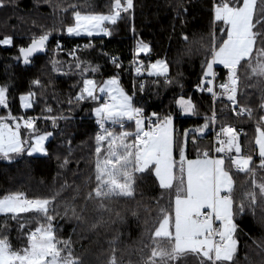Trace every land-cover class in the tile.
<instances>
[{
  "label": "snow or ice",
  "instance_id": "snow-or-ice-1",
  "mask_svg": "<svg viewBox=\"0 0 264 264\" xmlns=\"http://www.w3.org/2000/svg\"><path fill=\"white\" fill-rule=\"evenodd\" d=\"M42 3L49 6V16L60 26L45 27L33 20L36 31L26 45L18 47L14 59L31 65L37 54L49 51L52 41L53 57L63 54L71 58V62L50 59L52 71L79 80L67 99V114L63 110L54 114L51 106L41 109L40 115L29 114L37 104L33 89L45 88L39 78L30 81L29 89L18 98L11 95L8 85H0V161L11 165L22 157L49 156L46 145L56 135L58 122L73 119V108L86 101L96 102L92 111L98 131L86 162L90 165L87 173L80 167L83 157L74 155L68 139L65 154L57 156L63 170L59 187L39 194L20 190L0 193V264H94L83 243L88 238L64 236L60 221L74 220V235L81 226L96 233L116 222L110 220L112 216L123 223L124 217L114 205L136 200L138 189L149 180L158 192L152 198L156 215L138 241L135 264H240L239 220L246 215L261 228L257 236L245 234L254 246L245 247L259 261L250 260L247 254L243 260L245 264H264V0H214L213 23L221 27L210 33L195 83L200 103L204 95L211 102L203 115L197 102L184 94L175 100V115L146 113L135 99L137 91H144L145 82L133 83L126 90L119 71L100 83L89 78V73L99 71V65L81 59V55L95 48V37H111L121 22L134 20L135 0H106V11L98 10L101 5H93L91 0ZM8 8H16L14 0H0V10ZM186 13L187 8L181 5L177 17ZM131 31L135 37L134 25ZM64 37H88L89 42L69 49L62 43ZM182 39L189 42L187 34ZM0 46L14 47V36H0ZM151 53V44L135 39L131 64L136 75L146 73L157 86L161 78L165 85H172L168 60H153ZM141 54L148 57L147 63ZM109 59L117 70L123 68L117 57ZM101 94L106 97L102 102ZM17 99L22 114H14ZM217 103L221 107L217 108ZM179 115L200 117L202 123L178 132L175 121ZM242 118L254 119L251 138L243 128L227 123ZM41 121L50 122L52 130L41 128ZM126 122H132L134 129L129 130ZM208 135L214 137L212 144L199 143ZM242 135L250 146L247 151ZM241 174L245 183L238 185L234 177ZM81 180L83 184L77 183ZM131 215L137 216V212ZM120 235L117 232L108 241L106 264H125L123 254L118 255Z\"/></svg>",
  "mask_w": 264,
  "mask_h": 264
},
{
  "label": "trees",
  "instance_id": "trees-1",
  "mask_svg": "<svg viewBox=\"0 0 264 264\" xmlns=\"http://www.w3.org/2000/svg\"><path fill=\"white\" fill-rule=\"evenodd\" d=\"M16 8L0 10V36L13 35L15 46L8 48L0 46V85H8L12 96H18L29 89L30 81L39 78L45 84V88L37 90V104L34 109L29 110L30 115H40L41 109L51 106L54 114L63 110L68 113L67 99L76 90L72 87L78 80V76H63L52 71L49 60L52 58L71 62V58L60 54L53 57L51 49L55 47L54 42H49V51L36 55L31 65H24L14 58L18 55V47L28 43V37L36 29L32 26L35 20L38 25L51 27L53 23L59 27V21H54L50 16V8L44 5L42 0H14ZM55 3L56 0H53ZM214 0H135L134 20H125L120 23L111 37H95L92 42L94 49H90L81 55V59L91 62L94 66L99 65L97 73H89V77H94L97 82L104 81L107 77L119 71L121 84L126 89L132 88L133 83L139 85L141 79H136L133 74L134 65L131 64L132 52L135 46V39H143L151 44V58L167 59L170 66L169 75L173 80L172 85H165L162 82L159 86L153 83L152 77L145 75L146 87L143 92H136L135 99L139 105L145 107L146 113L157 111L161 114L178 112L175 100L180 94L186 97L191 96L197 102V108L201 115L207 112L210 100L207 95L202 97L203 104L200 103L201 95L195 91V83L200 74V64L203 59L205 48L209 44L210 33L215 32L221 25L213 23L212 6ZM93 5H101L98 10L106 11L103 5L106 0H91ZM38 4V10L34 8ZM181 5L187 8V13L177 17V12ZM135 26V37L131 27ZM188 35V43L182 39V35ZM217 40L220 33L216 32ZM89 42L88 37H64L62 43L65 48H73L76 44L83 45ZM107 54V55H104ZM117 57L123 64V68L117 70L111 63L109 57ZM148 61V57H144ZM223 76V72L220 73ZM51 81V83H49ZM181 85L183 87H181ZM255 99V97H253ZM95 102L86 101L75 106L71 115L73 119L65 122L59 121V127L55 130L56 135L49 140L47 147L49 156L34 155L33 157H22L9 165L0 161V193L12 190L32 193H46L48 190L59 187L63 170L59 167L57 156L65 154V140H72V147L75 149L74 155L83 157L80 167L87 173L90 165L86 163L90 159V152L93 146V136L97 132L98 126L95 123L93 107ZM217 108L221 107L219 103ZM14 114H22L19 108L18 99L13 102ZM202 119L197 116L182 117L179 115L175 121L177 131L188 129ZM227 123L238 128H243L247 137L254 135V119L242 118L240 120L229 119ZM41 128L47 127L52 130L51 123L40 122ZM129 130L134 124L127 122L125 125ZM119 130V126L116 128ZM202 145L213 143L212 135L200 140ZM242 146L249 149L247 139L241 136ZM195 153L190 151V158H194ZM60 173V175H58ZM238 185L245 183L243 174L234 177ZM83 184V181H77ZM143 192V197L140 196ZM158 195L155 184L149 180L138 189L136 200H121L114 205L124 217V222H120L115 216L110 220V226H105L90 233L83 226L76 228L77 235L72 233L76 227L74 220H61L63 235H72L74 240L79 236L87 237L83 243L86 246V255L90 256L94 264H106L105 258L109 253L108 241L113 239L117 232L120 235L118 255L123 254L125 264L131 260L135 264L137 260L138 241L142 238V233L146 227L152 223V218L156 215V205L152 203V198ZM149 208L150 211H145ZM63 209H61L62 211ZM132 211L137 212V216H132ZM3 217L0 216V219ZM109 220V217H105ZM11 223V222H10ZM238 233L240 239L239 255L240 264H245L243 257L247 254L250 260L259 261V257L249 248L254 247L248 235H259L261 228L251 215H246L239 220ZM248 234V235H245ZM15 235V233L13 234ZM90 241V242H89ZM79 250V245H77Z\"/></svg>",
  "mask_w": 264,
  "mask_h": 264
},
{
  "label": "built area",
  "instance_id": "built-area-1",
  "mask_svg": "<svg viewBox=\"0 0 264 264\" xmlns=\"http://www.w3.org/2000/svg\"><path fill=\"white\" fill-rule=\"evenodd\" d=\"M141 59H144V58H142L141 57ZM133 74H134V77L136 78V79H141V82L143 81H145V75L143 76V77H138L137 75H136V73H135V66L133 67ZM126 124H127V122H126ZM109 126H111V125H109ZM235 126V125H234ZM116 128L118 127V125L117 126H115ZM239 129V128H238ZM97 131H98V128H97Z\"/></svg>",
  "mask_w": 264,
  "mask_h": 264
},
{
  "label": "rangeland",
  "instance_id": "rangeland-1",
  "mask_svg": "<svg viewBox=\"0 0 264 264\" xmlns=\"http://www.w3.org/2000/svg\"><path fill=\"white\" fill-rule=\"evenodd\" d=\"M142 55H143V54H141V56H142ZM145 62L147 63L148 61L145 60ZM145 75H147V74L145 73ZM109 77H110V76H109ZM109 77H107L105 80H107ZM89 78H93V77H89ZM95 79H96V78H95ZM96 80H97V79H96ZM104 99H106V97H104L103 94H101V102H102ZM95 106H97V105H96V102H95V104H94V107H95ZM94 107H93V108H94ZM21 109H22V108H21ZM22 110H23V109H22ZM93 115H94V113H93ZM94 117H95V116H94Z\"/></svg>",
  "mask_w": 264,
  "mask_h": 264
},
{
  "label": "crops",
  "instance_id": "crops-1",
  "mask_svg": "<svg viewBox=\"0 0 264 264\" xmlns=\"http://www.w3.org/2000/svg\"><path fill=\"white\" fill-rule=\"evenodd\" d=\"M182 117H190V116H184V115H181ZM133 129H134V126H133ZM51 139V138H50ZM212 139L214 140V137L212 136ZM245 151H247V148L243 147ZM36 155H41V154H36Z\"/></svg>",
  "mask_w": 264,
  "mask_h": 264
},
{
  "label": "water",
  "instance_id": "water-1",
  "mask_svg": "<svg viewBox=\"0 0 264 264\" xmlns=\"http://www.w3.org/2000/svg\"><path fill=\"white\" fill-rule=\"evenodd\" d=\"M40 54H42V53H39V54H37V55H40Z\"/></svg>",
  "mask_w": 264,
  "mask_h": 264
}]
</instances>
